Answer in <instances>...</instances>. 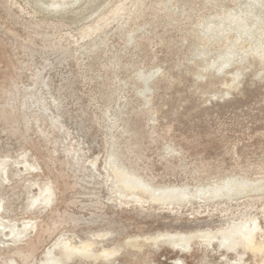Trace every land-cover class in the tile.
I'll list each match as a JSON object with an SVG mask.
<instances>
[{"label":"rangeland","instance_id":"obj_1","mask_svg":"<svg viewBox=\"0 0 264 264\" xmlns=\"http://www.w3.org/2000/svg\"><path fill=\"white\" fill-rule=\"evenodd\" d=\"M0 264H264V0H0Z\"/></svg>","mask_w":264,"mask_h":264},{"label":"bare ground","instance_id":"obj_2","mask_svg":"<svg viewBox=\"0 0 264 264\" xmlns=\"http://www.w3.org/2000/svg\"><path fill=\"white\" fill-rule=\"evenodd\" d=\"M131 184V185H130ZM129 185H127L129 188H132V187H134L133 185H132V183H130ZM139 186V188L141 187L142 189H139V191H142V192H144V193H149L148 191H146V189L143 187V186H145V185H143V186H141V185H138ZM126 187V186H125ZM146 187V186H145ZM129 190V189H128ZM131 190H135V189H131ZM124 191V190H123ZM122 191V192H123ZM127 191V190H126ZM149 191H151V190H149ZM151 194H154V191H152V192H150ZM128 194V193H127ZM131 194V193H130ZM141 194V193H140ZM139 194V195H140ZM134 195V194H133ZM124 196V195H123ZM137 196V195H136ZM143 196V195H142ZM151 196V195H150ZM34 197H37V196H34ZM121 197V196H120ZM128 197V196H127ZM132 197V196H131ZM138 197V196H137ZM136 197V198H137ZM152 197V196H151ZM130 198V197H129ZM146 200V199H145ZM138 202H141L140 200H137ZM45 202V201H44ZM252 226V225H251ZM250 226V227H251ZM256 226V225H255ZM240 228V227H239ZM238 228V229H239ZM244 229L243 230H241V229H239V230H234V231H232L231 233H229V234H225L224 236H227L226 237V239H225V241L224 242H222V246H232V247H235V246H238L237 244L239 243V241L242 239V238H244L247 242H249V243H252V242H254L253 241V238H254V236H253V234H254V232H253V230H255V229H252L251 228V230L252 231H250V229L248 228V227H246V226H244L243 227ZM254 228V227H253ZM236 229V228H235ZM231 230V229H230ZM256 235V234H255ZM256 237V236H255ZM245 241V242H246ZM244 242V243H245ZM70 243V242H69ZM242 243V242H241ZM66 244V243H65ZM240 244V243H239ZM69 245V244H68ZM249 246H251V245H249ZM253 246V245H252ZM69 247V246H68ZM79 247V246H78ZM71 249V248H70ZM231 249V248H230ZM232 250V249H231ZM73 251V250H72ZM79 251V250H78ZM75 252V251H74ZM79 253V252H78ZM88 253V252H87ZM88 257V256H87ZM107 257V256H106Z\"/></svg>","mask_w":264,"mask_h":264}]
</instances>
